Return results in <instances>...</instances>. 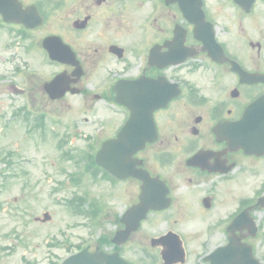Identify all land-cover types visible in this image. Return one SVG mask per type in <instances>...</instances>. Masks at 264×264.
Wrapping results in <instances>:
<instances>
[{
    "label": "flooded vegetation",
    "instance_id": "obj_1",
    "mask_svg": "<svg viewBox=\"0 0 264 264\" xmlns=\"http://www.w3.org/2000/svg\"><path fill=\"white\" fill-rule=\"evenodd\" d=\"M16 2L40 23L26 29L0 15V102L11 97L5 108L33 110V99L64 110L76 105L91 112L79 127L94 142L116 137L122 126L128 140L153 138L133 155L142 177L109 175L102 250L129 264H164V250L176 260L171 264H209L206 256L226 243L227 223L246 203L243 179L258 176L264 194V80L240 76L245 71L264 78V0H187V15L178 0ZM52 26L57 33L48 32ZM52 34L62 43L60 62L49 60L42 47ZM56 74L66 92L51 100L43 86ZM17 89L27 98L13 104ZM255 101L251 119L242 121ZM141 200L151 208L117 245L124 213ZM228 203L234 205L230 213ZM170 234L180 238L183 262ZM161 236L167 239L156 243ZM7 260L0 246V264H13ZM43 263L50 264L49 258Z\"/></svg>",
    "mask_w": 264,
    "mask_h": 264
},
{
    "label": "rangeland",
    "instance_id": "obj_2",
    "mask_svg": "<svg viewBox=\"0 0 264 264\" xmlns=\"http://www.w3.org/2000/svg\"><path fill=\"white\" fill-rule=\"evenodd\" d=\"M9 97L0 102V203L2 208H7L6 212L0 211V244L10 245L12 242V260L19 263L22 262L23 253H26V259L32 255L36 258L40 255L42 260L49 258V263L53 264V261L56 263L58 258L67 253L65 244L82 243L90 233L85 226L88 218L71 214L67 208V200L75 195H82L95 200L107 212L112 188L106 180L96 184L87 177L77 183L69 181L70 174L76 172L77 167L72 159L63 158L57 147L63 139L62 134L67 132L73 150H89L92 145L82 137L87 128L82 127L78 132L76 127L84 117L90 119L91 114L78 110L76 105L64 110L43 105L39 100L33 99L38 106L35 105L31 111L30 122L24 124L21 119L13 118V109L5 108L11 98ZM3 98L5 97L0 96V100ZM26 98L27 96L18 97V101L14 100L12 103L19 104ZM40 115H43L42 125L32 129L31 126ZM67 145L63 149H67ZM2 157L5 163L1 161ZM255 177L257 176H248L242 181L243 196L256 190L258 183L254 182ZM115 189L119 191L122 186L118 185ZM236 190L239 191L237 187ZM232 208L234 205L228 203L227 212ZM44 211L50 212L52 220L45 224L33 222V217L40 216ZM256 216L260 224L258 238L255 240L257 243L264 236V211L258 212ZM108 228V220L102 221L94 228L91 239L106 232ZM12 232L16 234L13 240L8 235ZM46 240L62 244H47L44 247ZM261 246L263 247H258L256 255L264 264V245ZM43 252L49 255H44Z\"/></svg>",
    "mask_w": 264,
    "mask_h": 264
},
{
    "label": "water",
    "instance_id": "obj_3",
    "mask_svg": "<svg viewBox=\"0 0 264 264\" xmlns=\"http://www.w3.org/2000/svg\"><path fill=\"white\" fill-rule=\"evenodd\" d=\"M52 58H58V54L53 52L50 53ZM123 133L119 136V140L111 141L104 143L102 146L101 152L108 151L113 148V145L116 142H119L121 146H123V142L121 141ZM97 158H100V164L109 169V165L107 162V158L103 156V154H98ZM241 215L237 216L231 224L228 226V231H230L228 237V243L222 247L218 248L212 257L211 264H258L256 260L252 258L250 247L241 244L238 242L237 238L233 237L231 233L241 227L245 219H241ZM102 261L101 258L93 257L91 255H86L84 253H80L74 256L69 257L64 264H100ZM104 261L107 263V259L104 258Z\"/></svg>",
    "mask_w": 264,
    "mask_h": 264
}]
</instances>
